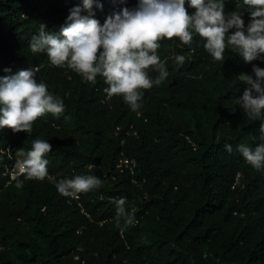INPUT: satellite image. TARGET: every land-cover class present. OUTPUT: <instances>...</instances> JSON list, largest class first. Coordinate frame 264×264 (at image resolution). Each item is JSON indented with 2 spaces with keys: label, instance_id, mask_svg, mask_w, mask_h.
<instances>
[{
  "label": "trees",
  "instance_id": "obj_1",
  "mask_svg": "<svg viewBox=\"0 0 264 264\" xmlns=\"http://www.w3.org/2000/svg\"><path fill=\"white\" fill-rule=\"evenodd\" d=\"M223 2L225 15L239 11L247 27L243 0ZM137 4L93 0L91 11L103 24ZM74 7L88 14L83 0H0V77L39 67L37 82L64 104L59 116L36 120L31 133L0 128V264H264V168L255 170L237 148L264 142L261 121L240 103L250 85L238 78L255 79L253 66L264 68V58L246 63L226 49L224 62L214 61L195 33L188 45L161 40L169 75L141 90L133 111L122 96H107L102 77L85 82L51 65L46 53L31 52L40 23L58 34ZM35 139L52 145L49 174L94 175L102 185L74 201L46 181L24 174L11 180L17 151ZM122 158L135 161L132 174L116 168ZM121 197L134 213L123 230L116 226Z\"/></svg>",
  "mask_w": 264,
  "mask_h": 264
},
{
  "label": "clouds",
  "instance_id": "obj_2",
  "mask_svg": "<svg viewBox=\"0 0 264 264\" xmlns=\"http://www.w3.org/2000/svg\"><path fill=\"white\" fill-rule=\"evenodd\" d=\"M243 4L250 10L247 27L239 11L225 15L223 0H138L135 8L109 15L101 24L93 18V0H83L87 15L81 14L80 7L72 8L58 34L40 23L29 47L33 54L46 53L51 65L75 71L85 82L94 84L102 77L109 98L122 96L131 110L137 111L141 90L159 86L169 75L166 62L158 55L161 40L178 39L188 45L195 33L205 41L204 49L214 61L224 62L226 49L239 52L246 63L264 58V0H243ZM189 7L195 10L191 14ZM184 59L175 56L177 64L182 65ZM149 69L158 73L155 79L149 76ZM38 72L35 67L0 77V128L31 133L34 122L45 114L63 113V100L49 93L44 82H37ZM253 72L255 79L246 74L238 77L250 85L240 103L244 113L261 121L259 132L264 139V68L254 65ZM237 148L255 170L264 168V142L255 147L241 143ZM225 149L231 152V144ZM51 151L52 145L43 139L33 140L29 150L17 151L26 179L43 180L48 175L45 156ZM22 184L17 180V187ZM101 185L94 175H76L59 179L55 187L59 194L74 197ZM115 203L116 226L123 230L134 223V213L126 212L125 198Z\"/></svg>",
  "mask_w": 264,
  "mask_h": 264
},
{
  "label": "built area",
  "instance_id": "obj_3",
  "mask_svg": "<svg viewBox=\"0 0 264 264\" xmlns=\"http://www.w3.org/2000/svg\"><path fill=\"white\" fill-rule=\"evenodd\" d=\"M161 60L163 61V59H161ZM116 168L119 170L120 173H122L124 170H128L132 174L133 171H134V168H135V161L134 160H129V159H126V158H122V159L119 160ZM7 171H8V174H9V177H10L11 180H13L17 176H20V175L23 174V170L20 167V164L15 166V167H13L10 170H7ZM59 179L60 178H56L54 175L48 173V175L41 181H46V182L52 184L53 186H55ZM37 180H39V179H37ZM70 198L72 200H74V201H77L79 199V196L76 195V196L70 197ZM78 206L81 208L79 203H78ZM81 212H83L82 209H81Z\"/></svg>",
  "mask_w": 264,
  "mask_h": 264
}]
</instances>
